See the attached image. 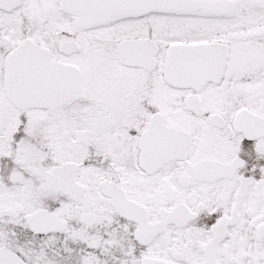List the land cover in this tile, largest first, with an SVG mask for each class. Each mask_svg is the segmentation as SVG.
I'll use <instances>...</instances> for the list:
<instances>
[{
	"label": "snow or ice",
	"instance_id": "snow-or-ice-1",
	"mask_svg": "<svg viewBox=\"0 0 264 264\" xmlns=\"http://www.w3.org/2000/svg\"><path fill=\"white\" fill-rule=\"evenodd\" d=\"M0 264H264V0H0Z\"/></svg>",
	"mask_w": 264,
	"mask_h": 264
}]
</instances>
